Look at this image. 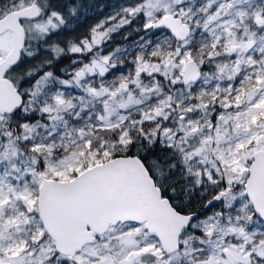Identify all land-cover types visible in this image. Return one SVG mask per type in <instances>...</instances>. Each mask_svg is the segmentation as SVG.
<instances>
[{"label": "snow or ice", "instance_id": "1", "mask_svg": "<svg viewBox=\"0 0 264 264\" xmlns=\"http://www.w3.org/2000/svg\"><path fill=\"white\" fill-rule=\"evenodd\" d=\"M0 264H264V0H0Z\"/></svg>", "mask_w": 264, "mask_h": 264}, {"label": "trees", "instance_id": "2", "mask_svg": "<svg viewBox=\"0 0 264 264\" xmlns=\"http://www.w3.org/2000/svg\"><path fill=\"white\" fill-rule=\"evenodd\" d=\"M107 11V10H106Z\"/></svg>", "mask_w": 264, "mask_h": 264}]
</instances>
